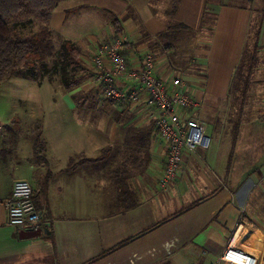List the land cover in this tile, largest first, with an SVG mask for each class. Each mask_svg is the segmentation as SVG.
I'll return each mask as SVG.
<instances>
[{
  "label": "crops",
  "instance_id": "0c3cea01",
  "mask_svg": "<svg viewBox=\"0 0 264 264\" xmlns=\"http://www.w3.org/2000/svg\"><path fill=\"white\" fill-rule=\"evenodd\" d=\"M168 1L59 0L49 28L62 40L71 41L63 29L74 17L108 18L80 44L88 79L66 93L47 79L0 83V264H221L235 232V246L264 264V0H179L171 15ZM179 24L187 29H172ZM117 31L130 41L126 58L154 53L164 79L184 33L199 38L186 77L209 147L185 156L166 192L158 178L167 144L153 114L122 108L93 86L90 60ZM101 151V161L86 162ZM71 160L79 162L72 169ZM18 179L30 182L44 221L36 237L6 225Z\"/></svg>",
  "mask_w": 264,
  "mask_h": 264
},
{
  "label": "built area",
  "instance_id": "2783aa9c",
  "mask_svg": "<svg viewBox=\"0 0 264 264\" xmlns=\"http://www.w3.org/2000/svg\"><path fill=\"white\" fill-rule=\"evenodd\" d=\"M114 36L113 40H102L90 60L95 70L94 89L122 108L141 107L153 114L157 133L167 144L165 166L158 178L160 190L166 192L178 179L185 156L209 147L204 124L192 117L199 105L195 85L183 76L159 77L157 58L152 52L135 50L132 59H127L124 50L130 46L129 39L120 34ZM3 132L0 121V137ZM32 194L28 180L14 181L11 197L4 203L7 226L28 233L41 231L44 221ZM237 234L230 239L218 263L257 264L254 256L235 246Z\"/></svg>",
  "mask_w": 264,
  "mask_h": 264
},
{
  "label": "trees",
  "instance_id": "16d2710c",
  "mask_svg": "<svg viewBox=\"0 0 264 264\" xmlns=\"http://www.w3.org/2000/svg\"><path fill=\"white\" fill-rule=\"evenodd\" d=\"M58 3L59 0H0V83L15 76L38 83L47 79L55 88L57 80L62 85L67 84L69 73L78 67L77 59H81V51L68 47L70 42H64L56 50L52 42L49 19ZM178 3L179 0H174L166 13L171 15ZM113 23L115 27L118 22L113 20ZM27 25L31 27V32H18V29H25ZM171 27L187 29L183 24ZM118 33L120 32L117 31L116 34ZM72 88L70 85L65 87L64 93L72 91ZM37 147L40 148L41 145L38 144ZM104 156V151H101L96 158L86 162L101 161ZM78 163L71 160V169Z\"/></svg>",
  "mask_w": 264,
  "mask_h": 264
},
{
  "label": "rangeland",
  "instance_id": "374dc122",
  "mask_svg": "<svg viewBox=\"0 0 264 264\" xmlns=\"http://www.w3.org/2000/svg\"><path fill=\"white\" fill-rule=\"evenodd\" d=\"M174 0L168 1V6L169 4H173ZM75 4H69V7H73ZM167 6V5H165ZM62 7V8H61ZM58 6L57 8V13L59 14L61 12V10H63V6ZM56 13V14H57ZM103 13H98V16L96 18H94L92 16V14L90 13L89 15H81L82 17L78 20L77 18L75 19V17L69 21V23L67 24L66 29H63V31H67L72 39L71 41H66V40H62L60 39V35L52 33V42L54 44V46L56 47V50H59V48L62 46V44L64 42H70L71 44L68 45V47H74L78 50L81 51V59L84 57V53L82 51V49L80 48V44L83 40H86V38L89 39H93L95 38V36H97L100 32H102L103 30V21L106 20L107 21V17H105L103 15ZM75 19V20H74ZM36 25H38V23H36ZM31 27L27 25V27L25 29H18V32L21 34H25V33H29L32 31V29H30ZM52 32V31H51ZM168 32L161 34L158 38L157 41H159V43L165 44L167 43V40L175 37L177 35V33L174 31L170 37H168ZM184 37H181V44H180V51L176 50V54H175V58L172 59V57H168V60L170 61V63L173 65V72H171L170 76H174V75H178V76H183L186 79H188L186 77L187 74H189L190 70H192L193 68H195V64L193 63L194 61H196V58H199L197 56V51L200 49L199 48V38H196L194 33H184ZM81 59H77V62H79L78 67H76L75 71H72L69 73V77H68V82L67 84L62 85L59 80H57L55 83L57 89H60V91H65V87H69L72 86L73 88L79 87L81 86L85 80L88 79V72H90L89 70H91V67L85 63L83 60ZM49 64V63H48ZM193 71V70H192ZM72 88V89H73ZM236 108V107H235ZM92 109V108H90ZM225 109H229V108H225ZM231 110V108H230Z\"/></svg>",
  "mask_w": 264,
  "mask_h": 264
},
{
  "label": "water",
  "instance_id": "95a60500",
  "mask_svg": "<svg viewBox=\"0 0 264 264\" xmlns=\"http://www.w3.org/2000/svg\"><path fill=\"white\" fill-rule=\"evenodd\" d=\"M37 235H39V232H31V233H29V235L26 236V237H36Z\"/></svg>",
  "mask_w": 264,
  "mask_h": 264
},
{
  "label": "bare ground",
  "instance_id": "6f19581e",
  "mask_svg": "<svg viewBox=\"0 0 264 264\" xmlns=\"http://www.w3.org/2000/svg\"><path fill=\"white\" fill-rule=\"evenodd\" d=\"M242 240V239H241ZM246 246V245H245Z\"/></svg>",
  "mask_w": 264,
  "mask_h": 264
}]
</instances>
